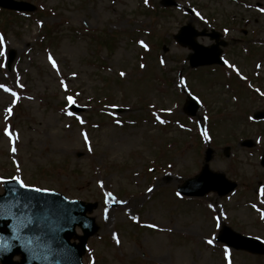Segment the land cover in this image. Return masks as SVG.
<instances>
[{
    "label": "rangeland",
    "instance_id": "obj_1",
    "mask_svg": "<svg viewBox=\"0 0 264 264\" xmlns=\"http://www.w3.org/2000/svg\"><path fill=\"white\" fill-rule=\"evenodd\" d=\"M16 1L36 11L0 12V178L97 204L83 264H264L216 242L228 227L264 243V121L252 119L264 111V0ZM187 24L220 33L225 67H189L174 40ZM186 95L200 102L194 118ZM207 150L235 191L180 196Z\"/></svg>",
    "mask_w": 264,
    "mask_h": 264
},
{
    "label": "water",
    "instance_id": "obj_2",
    "mask_svg": "<svg viewBox=\"0 0 264 264\" xmlns=\"http://www.w3.org/2000/svg\"><path fill=\"white\" fill-rule=\"evenodd\" d=\"M168 1L165 5H173ZM0 6L15 11H31L33 7L12 0H0ZM203 35L197 33L189 25L181 28L175 39L183 46H188L194 54L190 56L191 67L219 63L220 50L218 45L204 48L198 45L194 38ZM216 39V34L212 36ZM13 59V52L9 55V63ZM198 103L189 98L184 111L194 116ZM77 112L78 109L74 108ZM260 118L264 114L259 115ZM250 146V143L246 144ZM211 159V151L205 156V165L201 173L189 180L180 189L187 195L203 196L216 191L223 196L232 191L234 183H229L222 174L209 171L207 163ZM264 164V158H263ZM5 193L0 196V261L2 264H15L11 259L19 255V264H82L81 257L89 237L93 236L98 227L94 219L88 218L96 208V204H85L78 201H68L63 196L48 192H26L15 182L4 185ZM14 189V194L9 193ZM19 205V207H18ZM79 227L82 236H76L75 228ZM75 236L79 243L71 244L70 239ZM219 240L235 249L247 250L255 254H264V249L257 241L243 238L240 235L224 229Z\"/></svg>",
    "mask_w": 264,
    "mask_h": 264
},
{
    "label": "snow or ice",
    "instance_id": "obj_3",
    "mask_svg": "<svg viewBox=\"0 0 264 264\" xmlns=\"http://www.w3.org/2000/svg\"><path fill=\"white\" fill-rule=\"evenodd\" d=\"M147 2H148V0H145L146 4H147ZM2 43H3V41H2V39H0V45H2ZM141 46L145 47V49L147 50V46L144 45L143 42H141ZM3 54H4L3 52H0V56H2ZM48 59H49V62L51 63V65H52V68L57 70V72H58L59 69H58V65L56 64L55 60L51 56H49ZM161 63L163 64V61H161ZM225 63L227 64V61H225ZM141 67H144V65H141ZM229 67H233V66L229 65ZM233 70L235 71L236 69L233 68ZM120 75L123 77L125 75V73L121 72ZM184 84H185V82L182 79L180 81V86L183 87ZM61 85H64V81H61ZM0 87H4V86L0 85ZM4 91L8 92L9 89L4 87ZM65 91H67V87L66 86H65ZM11 94L13 96H16L15 92H12ZM66 99H67V102H68L69 105H74L75 104V100H74L73 96L69 95V96L66 97ZM7 112H8V115L10 116L12 114V109L11 108L7 109ZM68 115H72V113L69 112ZM77 119H79V118L77 117ZM157 120H158V122L160 124H165L166 123L165 120L160 119L159 117H157ZM81 123H83V121H81ZM5 135L9 136L10 139H13V137L11 135V132H10V130L8 128L5 129ZM83 135H84L85 143H88L87 135L86 134H83ZM205 138L207 139V135L206 134H205ZM12 151L15 152V148H13ZM89 151H91V147H89ZM12 181H14L15 184L18 185L20 189H23L26 192L40 193V192H46L47 191L46 189H41V188H38V187H31V186L27 185L20 176H13L12 177ZM8 183H9L8 180L0 178V184H5L6 185ZM102 186L103 185H101V187ZM8 191H9L10 194H14V192H15L14 189H9ZM148 191L151 192L152 189L150 188V189H148ZM262 195H264V192H262ZM108 196L111 197V193H108ZM18 207H19V205H18ZM253 207L255 208V205H253ZM261 219H264V212L261 213ZM149 227H155V226L149 225ZM206 243L211 245L213 243V241L212 240H208V241H206ZM225 252L227 253V249L225 250Z\"/></svg>",
    "mask_w": 264,
    "mask_h": 264
}]
</instances>
